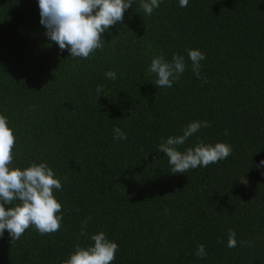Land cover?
Wrapping results in <instances>:
<instances>
[{"label":"trees","instance_id":"trees-1","mask_svg":"<svg viewBox=\"0 0 264 264\" xmlns=\"http://www.w3.org/2000/svg\"><path fill=\"white\" fill-rule=\"evenodd\" d=\"M140 3L133 0L123 23L102 34L103 48L85 59L49 41L38 0H0V115L15 137L10 167L45 162L62 184L53 190L59 230L30 226L13 242L5 230L0 264H62L101 231L118 244L112 264H264L257 167L264 159V0H188L187 7L162 0L151 15ZM187 49L205 54L199 77ZM174 54L184 57V73L171 88L156 86L152 58ZM204 120L210 127L178 150L203 140L227 143L232 154L171 173L158 145ZM116 127L126 140L114 139Z\"/></svg>","mask_w":264,"mask_h":264},{"label":"clouds","instance_id":"clouds-1","mask_svg":"<svg viewBox=\"0 0 264 264\" xmlns=\"http://www.w3.org/2000/svg\"><path fill=\"white\" fill-rule=\"evenodd\" d=\"M162 0H141L140 8L151 15ZM180 7H187L188 0H179ZM40 23L45 27V35L50 42H55L60 51L68 50L69 56L89 58L97 49L103 48L102 34L110 26L123 23L124 12L133 6V0H38ZM192 62V71L200 76V61L205 54L199 49H187ZM186 68L184 57L174 54L171 61L162 55L152 58L149 72L156 75L155 85L171 88L174 81L179 80ZM106 77L117 79L115 71L106 72ZM206 82V80H205ZM97 93L102 87L97 86ZM202 127H210L207 120L193 121L183 129L182 135L169 136L158 145V151L168 157L171 173H186L197 167H207L225 160L232 154L231 145L217 142L214 145L200 140L185 151L178 146L197 133ZM227 134V133H225ZM114 139L126 140L127 135L119 127L113 130ZM15 145L13 130L5 116L0 115V237L8 231L12 242L18 240L30 226H35L41 234L55 233L59 230L62 215L61 204L55 198L53 190H61L62 184L55 178L54 170L47 163H32L21 169L10 167L13 161L12 149ZM264 175V159L257 165ZM240 183L247 184L243 176ZM5 205H11L6 208ZM86 225V222H84ZM85 228H81V235ZM93 245L82 248L76 245L75 251L62 264H112L118 250V244L107 239L103 231L93 234ZM241 243H247L241 241ZM237 245L236 233L228 232L227 246ZM196 255H207L205 246L198 245Z\"/></svg>","mask_w":264,"mask_h":264}]
</instances>
